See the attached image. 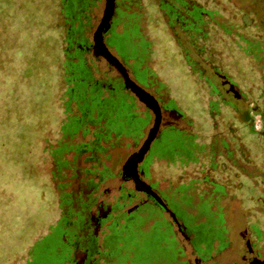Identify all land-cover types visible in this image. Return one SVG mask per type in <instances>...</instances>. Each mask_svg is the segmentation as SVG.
Here are the masks:
<instances>
[{"label": "rangeland", "instance_id": "374dc122", "mask_svg": "<svg viewBox=\"0 0 264 264\" xmlns=\"http://www.w3.org/2000/svg\"><path fill=\"white\" fill-rule=\"evenodd\" d=\"M200 2L215 7L217 20L223 23L219 27L226 31L205 34L213 56L208 48L200 56L194 53L182 32L170 28L172 23L160 15L154 0L142 1L145 21L127 26L117 51L131 62L133 81L146 88L149 78L157 82L171 105L192 121L197 134L179 140L175 132L165 131L145 157L146 178L162 190L179 181L190 184L189 196L183 193L177 201L170 200V206L189 230L201 233L204 264H243L249 253L247 239L255 251L264 250V0ZM66 19L61 0H0V264H26L35 242L63 214L71 213L69 207L60 206V196L80 197V186L85 188L90 179L98 199L109 203L118 198L122 185L132 191L133 184L123 182L122 168L135 151L134 144L142 145L151 127L139 112L143 106L129 103L123 93L102 107L99 99L107 98L108 92L98 99L87 92V101L96 100L91 107L84 105L79 94L84 86L78 87L74 66L75 38ZM85 56L94 82L101 88L117 84L118 74L104 60ZM207 57L247 99L231 102L233 110L224 108L211 119L213 103L206 83L213 82V73ZM73 92L76 98L69 95ZM214 105L218 114L220 104ZM248 109L255 111L251 125L256 135L247 125ZM90 114L96 122L89 121ZM106 118L112 133L103 140L100 134L106 123L101 120ZM76 120L82 128L73 133ZM215 129L223 130L228 150L217 142ZM234 157L237 164L228 162ZM211 160L213 170L207 171ZM206 177L212 179L206 180L208 184H218L215 190L202 184ZM200 187L211 194L199 195ZM157 216L161 221L156 231L143 241L146 259L151 248L172 233L164 229L168 224L162 213ZM62 244L59 240L51 250L43 247L41 253L46 255L38 256L36 264H55ZM207 256L217 258L213 263L206 261Z\"/></svg>", "mask_w": 264, "mask_h": 264}, {"label": "flooded vegetation", "instance_id": "af4514ba", "mask_svg": "<svg viewBox=\"0 0 264 264\" xmlns=\"http://www.w3.org/2000/svg\"><path fill=\"white\" fill-rule=\"evenodd\" d=\"M142 1L146 0H115V9L109 24L110 27L108 30L104 28L102 32L106 46L128 70H131L129 69L131 62H126L125 57L117 51V46L119 42L122 41L120 38L123 37L128 25L132 28L137 24L140 26V24L145 21L146 11ZM154 2L160 15L165 17L168 24L172 23L170 28L176 31L180 30L190 42L194 53L200 56L203 48H208L209 57L213 56L215 51L213 50L212 44H210L211 42L207 43L208 40H206L205 34L209 32L208 34L210 35L212 30L215 33L214 35L217 36L216 33L219 29L226 33L223 28L219 27L220 25L223 26V23L217 20L215 7H206V4H202L200 0H154ZM61 3L65 10V19L67 18L65 22H68V19L70 20V33L74 36H72V38H75V40L72 41L75 43L78 61L74 66L78 71V87L84 86V89L79 92L84 100V105L88 104V107H91V103H94L96 100L94 99L93 102L87 101V92L93 96V98L97 97L98 99L103 92L107 91L108 97L102 98L103 100L99 99V106L102 107H105L109 98H118L117 94L123 93L127 97V100H129V103H140L143 106V109L139 112L146 116L148 119L147 125L150 124L151 127L156 120L155 109L159 110L161 115L160 134L154 142L161 139L165 131L175 132V134L179 135V140L182 139L181 137L188 138L197 135L193 133L191 127L192 121L188 120L180 110L171 105L169 102L170 100L165 96L164 91L159 88L157 82L149 78L147 88L135 82L156 99L157 102L149 106L141 99H137L136 96L125 88L123 78L115 67L105 61L101 50H99L95 44V37L105 15L107 0H61ZM67 15H69V18ZM210 26L215 27V30L211 29ZM90 37H92V40H90ZM112 50H116L120 56L119 54L116 55ZM85 55H91L95 59L104 60L108 64V69L118 74L117 84H115L114 87H111V84L110 86L103 85L101 88L100 82H94ZM209 57H207L208 60L206 64L213 73V82L210 81L206 83V85H208L207 89L211 91L209 94L210 103H213V106L209 108V117L211 119L212 117L219 116L224 108L233 110L229 106L231 102H235V100L244 102L247 99L238 94V87H236L233 80L226 72L221 75L220 73L222 70L218 68L217 65H214ZM80 73H83V78L79 77ZM228 79L232 80L231 82L235 88L230 86L231 83ZM223 86H229L230 90H233L234 95H230L223 90L221 91ZM219 87H221V89H219ZM79 90L78 88V91ZM214 103L220 104L218 114L213 111L215 107ZM91 109L92 108L87 109L86 112H90ZM251 110L252 109H248L247 112H244V115L248 118L247 125L249 129L256 135L251 125L255 111ZM91 117L92 115L90 114L89 121L96 122L95 119ZM101 121H104L106 125L104 131L100 134V138L106 140L109 134L112 133L109 127L110 122L107 118ZM80 122V120H76L72 122V124H80ZM81 128V125H75L73 126L72 132H79ZM215 132L216 136L214 135V137L216 139L218 138L217 142H219L224 150H228L229 144L225 139L223 130L219 131L215 129ZM230 137L234 139V135ZM142 145L137 147L138 144H134L135 151L128 154L127 159L138 152ZM201 145L207 146L205 143ZM212 147L214 148V145H212ZM94 149L96 150L97 148ZM100 150L103 149L101 148ZM229 153L232 154L230 151H227L226 154L229 155ZM146 155L143 159L144 162ZM127 159L125 160V164L127 163ZM213 160L215 162V159ZM213 160L207 164V171L213 170L210 167V165H214ZM227 160L230 163H238L235 157L233 160ZM158 161L159 160L155 163H158ZM144 162L139 167L140 179H137L135 174L131 171L125 175L122 172L123 182L133 184V190L126 191L124 190V185H122L119 189L120 195L113 203L106 202L105 199H98L96 195L97 186L93 184L92 179H90L88 185L86 184L85 188L82 185L80 186V197L75 198L71 196L67 198L66 195L60 196V206L69 207L71 213L68 214L69 216L63 214V216L54 225L50 226L47 232L35 242L28 252L26 264H36L38 256L46 255L41 253L44 251L42 248L44 247V249L51 250L59 240H61L63 244L61 246L62 248L60 247L56 251L58 261L55 264H140V260H142V264H145V262L146 264H204L202 259L205 256L202 252L205 251L204 247L206 245H204L205 240L202 238L201 233L197 232V230H189L187 224L178 218L177 214L170 206V200L177 201L180 195L183 196V193L189 196V190L187 189L191 187L190 184L179 181L175 185H168L163 190L159 186L154 187V183H151L146 178V171L142 167ZM203 168H206V166H203ZM199 179H195V181H199ZM204 180L202 184L205 183L207 185L206 188H208V185H212V191L216 189L218 184L215 182L208 184L206 181H211L212 179L210 180L209 177H206ZM140 182H147L152 186L155 192L162 197L164 202L174 213L176 219H173L170 212L158 204L152 195L141 190L142 185L138 184ZM212 191L200 187L198 193L199 195L201 193L210 195ZM103 196L107 197V192H103ZM158 212L162 213L166 224H168V228L165 227L164 229L166 231L170 229L172 233L170 239L164 238L162 242H160V245L152 247L150 256L146 259L145 256L147 252L142 248L144 244L143 241L146 240V234H150V232L154 230L156 231V223L161 221L157 216ZM251 229L252 235L258 238V231L253 229V227H251ZM135 230H137L139 234H136ZM247 233L248 232H246L245 235ZM180 238L185 241V244L181 243ZM247 240L249 244V253L244 257L243 264H264V250L262 252L259 250L255 251L250 244V240ZM207 243L208 242H206V244ZM188 248L189 251H187ZM178 249H181V251L178 252ZM185 254V258L180 257ZM220 254L222 253H219V255ZM215 258L217 257L208 258L207 256L206 261L210 259L214 263ZM192 260H194V262Z\"/></svg>", "mask_w": 264, "mask_h": 264}, {"label": "water", "instance_id": "95a60500", "mask_svg": "<svg viewBox=\"0 0 264 264\" xmlns=\"http://www.w3.org/2000/svg\"><path fill=\"white\" fill-rule=\"evenodd\" d=\"M115 9V0H107V8L105 11L104 18L102 20V23L100 24L95 37V44L101 50L103 58H105V61L112 66L115 67L117 72L120 74V76L123 78L125 88L129 90L134 96L137 97V99H141L143 102H145L147 105L152 106L150 104L156 103V99L154 96L150 95L145 89H143L141 86L136 84L133 79L131 78V75L127 69V67L116 57L114 56L109 48L106 46L104 37H103V29L106 30L109 29V24L112 19V16L114 14ZM232 88H235L232 84L230 85ZM223 86L224 91H226L230 95H234L233 90L228 87ZM236 92V91H234ZM239 94V93H238ZM242 96L241 94H239ZM235 97V96H234ZM156 111V120L151 127L148 137L143 143L140 150L133 155H131L127 159V163L123 167V174H127L130 171L135 174L137 179H140L139 176V167L144 162V156L150 151L152 143L158 138L160 134V127H161V115L159 110L155 109ZM142 185L141 190H143L145 193L152 195L154 199L160 204L163 208H165L168 212H170L171 217L173 219H176L174 213L171 211V209L168 207V205L164 202L162 197L155 192V190L152 188L151 185H149L147 182H140L138 183Z\"/></svg>", "mask_w": 264, "mask_h": 264}, {"label": "trees", "instance_id": "16d2710c", "mask_svg": "<svg viewBox=\"0 0 264 264\" xmlns=\"http://www.w3.org/2000/svg\"><path fill=\"white\" fill-rule=\"evenodd\" d=\"M75 79H76V78H75ZM72 80H73V78L70 79V81H72ZM69 95L71 96V98H73V97L76 98V97H75L76 94H75L74 92H73V93H70Z\"/></svg>", "mask_w": 264, "mask_h": 264}]
</instances>
